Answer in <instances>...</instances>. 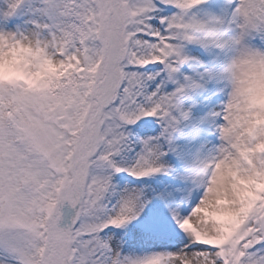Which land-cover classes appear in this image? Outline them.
<instances>
[{"label": "snow or ice", "instance_id": "obj_1", "mask_svg": "<svg viewBox=\"0 0 264 264\" xmlns=\"http://www.w3.org/2000/svg\"><path fill=\"white\" fill-rule=\"evenodd\" d=\"M0 264H264V0H0Z\"/></svg>", "mask_w": 264, "mask_h": 264}]
</instances>
